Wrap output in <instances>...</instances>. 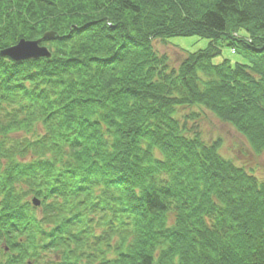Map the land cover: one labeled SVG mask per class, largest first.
Wrapping results in <instances>:
<instances>
[{"label":"trees","instance_id":"trees-1","mask_svg":"<svg viewBox=\"0 0 264 264\" xmlns=\"http://www.w3.org/2000/svg\"><path fill=\"white\" fill-rule=\"evenodd\" d=\"M175 36L209 42L170 68ZM20 40L50 57L0 56V264H264V182L177 118L264 153V0H0Z\"/></svg>","mask_w":264,"mask_h":264},{"label":"rangeland","instance_id":"rangeland-1","mask_svg":"<svg viewBox=\"0 0 264 264\" xmlns=\"http://www.w3.org/2000/svg\"><path fill=\"white\" fill-rule=\"evenodd\" d=\"M208 42L209 40L201 38V36H175L153 41L152 47L156 53L167 55L169 57L168 66L175 68L178 62L185 57L184 55L205 49ZM223 59H227L232 64L233 62H245L239 54L232 53L229 47L223 48L221 54L213 58V63L217 64ZM188 114L196 115L193 120L187 119L188 130L196 127L205 142L219 140V154L222 157L236 166L243 167L246 172H252L260 181L264 182V153L254 154L247 145L248 143L238 135L231 125L220 122L209 111L200 107H190L179 110L177 118L182 122L184 121L183 117ZM39 211L38 209L37 212Z\"/></svg>","mask_w":264,"mask_h":264},{"label":"water","instance_id":"water-1","mask_svg":"<svg viewBox=\"0 0 264 264\" xmlns=\"http://www.w3.org/2000/svg\"><path fill=\"white\" fill-rule=\"evenodd\" d=\"M54 37V33L46 32L42 39L51 40ZM40 40L25 41L20 40L15 46L0 51V56L8 57L14 62H20L25 60H32L38 58H49L50 53L45 47L39 46ZM36 205L38 202H34Z\"/></svg>","mask_w":264,"mask_h":264}]
</instances>
